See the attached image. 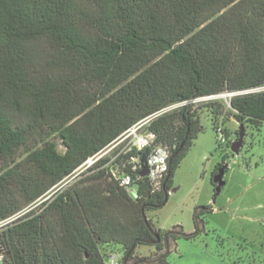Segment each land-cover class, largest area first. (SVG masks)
I'll return each instance as SVG.
<instances>
[{
	"label": "trees",
	"instance_id": "1",
	"mask_svg": "<svg viewBox=\"0 0 264 264\" xmlns=\"http://www.w3.org/2000/svg\"><path fill=\"white\" fill-rule=\"evenodd\" d=\"M261 86L264 0H0V223L33 208L0 229L3 264H105L104 251L120 248L125 260L134 246L135 264L152 230L167 234L147 213L167 205L204 132L193 106L147 126L170 149L158 191L147 178L134 177L132 193L121 187L109 158L63 185L166 107ZM207 108L216 132L225 107ZM230 110L246 136L263 132L264 93L236 95Z\"/></svg>",
	"mask_w": 264,
	"mask_h": 264
},
{
	"label": "rangeland",
	"instance_id": "2",
	"mask_svg": "<svg viewBox=\"0 0 264 264\" xmlns=\"http://www.w3.org/2000/svg\"><path fill=\"white\" fill-rule=\"evenodd\" d=\"M231 98L223 94L213 101L192 105L204 132L178 169L167 205L147 213L148 219L164 233L180 228L183 234L190 235L198 230L195 239L180 237L173 243L166 258L168 264H264V129L261 134L247 129L242 148L245 155L252 145L246 154L247 162L233 157L232 143H236V131L241 126L230 110ZM214 102L225 107L219 127L232 133L225 144H220V150H216L219 143L207 108ZM59 151H65L61 144ZM226 154L229 170L224 175L225 186L215 199L212 173ZM200 207H210L215 212L200 215L197 227L196 212ZM151 252L153 247L149 245L136 249L140 256H149ZM108 253L121 251H104L106 261Z\"/></svg>",
	"mask_w": 264,
	"mask_h": 264
},
{
	"label": "built area",
	"instance_id": "3",
	"mask_svg": "<svg viewBox=\"0 0 264 264\" xmlns=\"http://www.w3.org/2000/svg\"><path fill=\"white\" fill-rule=\"evenodd\" d=\"M264 93V86L253 88L241 93L227 94L232 97L236 95H246V94H259ZM217 96L202 97L194 99L188 102H181L170 105L155 115L141 121L136 124L133 128L124 133L116 142L111 146L106 148L104 151L100 152L98 155L90 158L83 166H81L76 172V175L71 179H75L80 174L96 166L103 159L109 158L110 161L105 165V167L110 168L111 176L116 180L119 185L131 192L130 186L135 181L147 178L153 191H158L162 182L164 181L168 171H169V159H170V149L165 146H155L156 135L147 130V126L155 118L165 114L170 113L175 110H179L185 106L193 105L205 101H213ZM217 139L219 144H225L227 138L223 133V129L219 127L216 131ZM146 154V166L148 169V175L142 177L140 174L143 171V166L141 164L142 152ZM135 152V155L133 154ZM70 179V180H71ZM69 180V181H70ZM71 180V181H72ZM67 181V182H69ZM67 185V184H66ZM64 186V185H63ZM62 186V187H63ZM61 187V188H62ZM49 195L42 199L39 203H43L51 198ZM35 208V207H34ZM31 209H27L16 216L3 221L0 223V229H2L7 224L17 220L18 218L27 214ZM1 246V245H0ZM4 256L0 252V264H3ZM105 264H129L124 260L123 253H108V259L105 260Z\"/></svg>",
	"mask_w": 264,
	"mask_h": 264
},
{
	"label": "water",
	"instance_id": "4",
	"mask_svg": "<svg viewBox=\"0 0 264 264\" xmlns=\"http://www.w3.org/2000/svg\"><path fill=\"white\" fill-rule=\"evenodd\" d=\"M245 139H246L245 128L244 127H240L238 139H237L236 143H234L232 145V147H231V151L234 154V157H239L240 158L241 149L245 146ZM141 164L143 166V171L141 172L140 175L142 177H146L148 175V169H147V166H146V154H144L142 156ZM226 168H228V166H224V168L221 169L220 172L212 180V182L217 185V187L215 189V199L221 193L222 188L225 186L224 175H225V169ZM204 209H205V207H200L197 210V212H196V221H197L198 213L200 211H203ZM152 233H153V236H154V240L146 241V242H143V243L148 244V245H157V244L160 243L161 238H160L159 234L155 230H152ZM170 234L177 235L179 237L187 236L186 234H183L180 230L172 231ZM134 249H135V246L132 247V249L126 255L125 261L127 260V258L129 257L130 253ZM169 252H170V249L168 248L167 253L163 257L156 259L155 262H159L160 260L165 259L167 257V255L169 254Z\"/></svg>",
	"mask_w": 264,
	"mask_h": 264
},
{
	"label": "flooded vegetation",
	"instance_id": "5",
	"mask_svg": "<svg viewBox=\"0 0 264 264\" xmlns=\"http://www.w3.org/2000/svg\"><path fill=\"white\" fill-rule=\"evenodd\" d=\"M225 166H228L226 161H225ZM210 211H212L211 208H210V210H205V209L203 210V212H205L206 214L207 213H212ZM201 212L202 211H200L199 213H201ZM199 213H198V215H199ZM199 224H200V222H198V220H197V227L199 226ZM176 230H174V231H176ZM197 232H198V230H197ZM170 233H167L166 235L160 237L161 241H160L159 244H157V245H149V246L153 247V252H151L149 256L137 255V260H136L135 264H161L162 262L166 261L167 257L165 259H163V260H160L159 262H155L156 259L163 257L167 253L168 248L171 249V247H172V245L174 243L173 237L177 236V235H172Z\"/></svg>",
	"mask_w": 264,
	"mask_h": 264
},
{
	"label": "crops",
	"instance_id": "6",
	"mask_svg": "<svg viewBox=\"0 0 264 264\" xmlns=\"http://www.w3.org/2000/svg\"><path fill=\"white\" fill-rule=\"evenodd\" d=\"M215 147V146H214ZM229 170V169H228ZM215 211L214 210H212V213H214ZM177 230H181L180 228H177Z\"/></svg>",
	"mask_w": 264,
	"mask_h": 264
}]
</instances>
